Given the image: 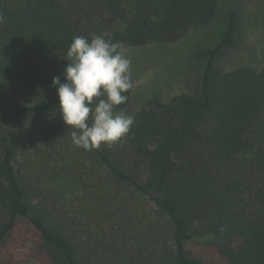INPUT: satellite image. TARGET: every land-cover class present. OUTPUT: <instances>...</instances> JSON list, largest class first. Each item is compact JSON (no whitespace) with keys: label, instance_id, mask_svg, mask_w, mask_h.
<instances>
[{"label":"trees","instance_id":"obj_1","mask_svg":"<svg viewBox=\"0 0 264 264\" xmlns=\"http://www.w3.org/2000/svg\"><path fill=\"white\" fill-rule=\"evenodd\" d=\"M219 5L0 0V264H264V69L224 66L237 11L194 93L151 100L111 146L76 148L52 87L76 36L176 44Z\"/></svg>","mask_w":264,"mask_h":264},{"label":"clouds","instance_id":"obj_2","mask_svg":"<svg viewBox=\"0 0 264 264\" xmlns=\"http://www.w3.org/2000/svg\"><path fill=\"white\" fill-rule=\"evenodd\" d=\"M66 55L64 81L55 76L52 87L60 116L71 129L72 144L87 151L117 143L135 123L133 116L116 111L126 103L125 93L133 87L126 48L121 42L107 40L104 34L91 40L79 35L73 38Z\"/></svg>","mask_w":264,"mask_h":264},{"label":"rangeland","instance_id":"obj_3","mask_svg":"<svg viewBox=\"0 0 264 264\" xmlns=\"http://www.w3.org/2000/svg\"><path fill=\"white\" fill-rule=\"evenodd\" d=\"M219 4L218 16L211 25L192 29L176 44L124 46L134 79L126 114L135 117L153 99L168 102L174 96L194 93L207 65L199 52L219 40L233 11L239 14L244 37L239 47L228 52L225 68L264 69V0H219Z\"/></svg>","mask_w":264,"mask_h":264}]
</instances>
